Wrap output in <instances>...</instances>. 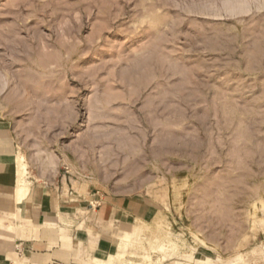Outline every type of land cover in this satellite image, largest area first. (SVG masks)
Here are the masks:
<instances>
[{"label":"rangeland","instance_id":"rangeland-1","mask_svg":"<svg viewBox=\"0 0 264 264\" xmlns=\"http://www.w3.org/2000/svg\"><path fill=\"white\" fill-rule=\"evenodd\" d=\"M0 74L18 176L152 207L103 264H264V0H0Z\"/></svg>","mask_w":264,"mask_h":264},{"label":"crops","instance_id":"crops-1","mask_svg":"<svg viewBox=\"0 0 264 264\" xmlns=\"http://www.w3.org/2000/svg\"><path fill=\"white\" fill-rule=\"evenodd\" d=\"M31 177L24 176L29 188L23 194L14 131L0 124V264H103L117 235L130 236L117 224L144 220L152 209L139 197L109 190L81 197L74 187Z\"/></svg>","mask_w":264,"mask_h":264},{"label":"bare ground","instance_id":"bare-ground-1","mask_svg":"<svg viewBox=\"0 0 264 264\" xmlns=\"http://www.w3.org/2000/svg\"><path fill=\"white\" fill-rule=\"evenodd\" d=\"M42 61V60H41ZM46 63V62H45ZM47 64V63H46ZM44 65V64H43ZM45 66V65H44ZM5 74V73H4ZM3 74V75H4ZM0 76H2L1 74H0ZM34 76V75H33ZM1 80V79H0ZM7 82L6 81H3V84L5 85ZM18 178H19V181H20V183L22 184V189H19V190H22V193L23 194H27L26 192H27V190H28V188H29V184L27 183V182H25L24 180H23V175L21 174V175H19L18 176ZM19 183V184H20ZM19 194V193H18ZM20 195H21V193H20ZM19 196V195H18ZM19 216V215H18ZM123 242H124V240H123ZM164 247V246H163ZM14 264H17V263H14Z\"/></svg>","mask_w":264,"mask_h":264}]
</instances>
